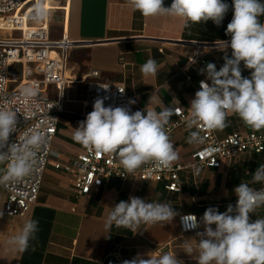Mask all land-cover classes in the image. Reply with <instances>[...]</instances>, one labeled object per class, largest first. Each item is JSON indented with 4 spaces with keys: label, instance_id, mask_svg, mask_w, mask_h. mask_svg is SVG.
I'll use <instances>...</instances> for the list:
<instances>
[{
    "label": "crops",
    "instance_id": "obj_1",
    "mask_svg": "<svg viewBox=\"0 0 264 264\" xmlns=\"http://www.w3.org/2000/svg\"><path fill=\"white\" fill-rule=\"evenodd\" d=\"M224 2L230 7L220 26L208 20L189 28L182 27V21L172 17L145 18L139 11H132L127 0H71L67 11L61 9L64 0H53V5L49 1L38 2L36 5L41 9H46L48 4L50 24L54 13H61L55 36L50 25V38L56 41L67 37L73 42L68 55V74L72 81L68 86L67 108L76 111L82 108L87 82L93 80L86 74L92 68L100 70L98 80L125 84L131 100H135L134 112L148 108L160 111L161 100L170 107H190V101L199 90L198 81L206 79L200 69L212 62L219 70L223 57L226 54L231 57L230 48L226 52L217 48L219 41H230L226 28L233 17L232 0ZM35 6L29 11L35 10ZM261 20L264 21V17ZM70 41L66 40L65 45L71 44ZM200 46L204 62L198 61L184 69ZM149 58L155 59L159 66L154 77H144L140 70ZM240 66L242 75L250 77L251 70L246 69L243 62ZM18 69L16 65L15 70ZM50 91L55 97L53 87ZM64 113L69 120L59 121L53 141L55 156L50 158L45 170L37 202L25 215L11 217L3 212L6 193L3 189L0 191V212L3 213L0 216V264H122L138 253L147 258L146 254L154 251L157 255L164 251L176 253L183 264H197L183 252V241L198 240L196 232L203 231V225L197 231L183 233L179 215L192 212L200 219L210 206L223 213L229 204L237 202L234 188L242 181H250L251 174L264 164L263 151L242 154L225 161L220 168L196 166L194 153L199 145L187 143L189 130L182 126L170 135L179 153L177 162L186 166L179 172L180 191L166 189V181L141 180L129 175L105 178L90 194L79 195L72 176L53 165L55 161L74 159L84 149L73 139V133L85 119ZM175 118L173 116L171 121ZM235 130L252 131L238 116L231 115L228 127L217 133L224 137ZM195 167L201 169L199 175L195 174ZM188 168L194 169L191 179L184 172ZM129 197L170 203L178 215L163 225L141 224L142 233L133 234L126 228L114 226L109 233L107 218L111 208ZM256 218H264V207L251 215V219ZM29 219L39 221L37 239L30 241L24 252L10 249L6 239L17 234ZM192 243L194 245L195 240Z\"/></svg>",
    "mask_w": 264,
    "mask_h": 264
},
{
    "label": "clouds",
    "instance_id": "obj_2",
    "mask_svg": "<svg viewBox=\"0 0 264 264\" xmlns=\"http://www.w3.org/2000/svg\"><path fill=\"white\" fill-rule=\"evenodd\" d=\"M132 11H139L145 18L167 16L182 21V27L213 21L220 26L229 4L224 0H172L170 7L163 0H127ZM233 17L226 28L230 41H219L218 50L231 49V57H223L224 63L217 70L209 62L200 69L206 79L199 82V90L190 101L184 123L189 130L187 143H205L204 131H223L228 127V117L238 116L245 126L253 131L264 130V0H232ZM41 6H35V20L41 19ZM191 62V61H190ZM251 70L244 77L241 63ZM144 77H154L159 66L149 58L141 65ZM123 92L124 90H120ZM37 96L32 85L20 90V97L30 103ZM106 98H96L93 110L86 119L74 128L73 139L89 152L97 155L116 156L128 174H133L145 165L169 170L179 159V153L170 136L173 116H182L180 108L163 103L160 111L154 108L132 112L130 107L105 106ZM129 105L135 100H129ZM19 111L0 105V187L9 188L21 184L37 170L42 153L48 148L47 122L38 124L22 135H17ZM195 129V130H193ZM15 135V140L12 137ZM211 151V149H209ZM201 169L195 167V174ZM261 185L260 188L252 185ZM237 202L229 204L226 211L208 207L198 220L195 215L181 217L184 231L198 229L196 239L183 241V252L194 258L197 264H264V218L251 219L257 209L264 207V164H261L251 180L241 182L234 188ZM3 213L0 212V216ZM178 215L170 203L147 202L138 197H129L111 208L107 218L111 228H126L133 234L140 225L170 223ZM213 225L215 227H213ZM39 221L27 220L21 230L6 239L7 246L15 251L28 250L30 241L37 239ZM195 240L193 245L192 241ZM137 254L122 264H183L176 253L164 251Z\"/></svg>",
    "mask_w": 264,
    "mask_h": 264
},
{
    "label": "built area",
    "instance_id": "obj_3",
    "mask_svg": "<svg viewBox=\"0 0 264 264\" xmlns=\"http://www.w3.org/2000/svg\"><path fill=\"white\" fill-rule=\"evenodd\" d=\"M48 1L51 4L53 2V0H0V23H5L4 27L0 26V105H7L20 112L17 113L18 127L21 128L18 136L38 124L47 122L50 139L49 146L42 153L38 168L31 177L9 188L0 187V191L3 189L6 193L3 212L11 217L25 215L39 198L44 173L53 153V141L60 113H73L86 119L87 114L93 110L96 98H106L105 106L130 107L134 112L133 104L128 103L131 97L125 84L98 80L100 70L97 68L90 69L86 74L87 78L93 80L87 82L82 108L79 111L67 108L68 86L72 81L68 74V55L73 42L67 37L56 41L50 38V13L46 9L43 17L35 23L32 19L35 10L29 11L38 2ZM70 2L71 0H64L61 9L67 11L66 7ZM66 40L71 44L65 45ZM200 50L201 46L190 57L184 69L198 61L204 62L205 57L200 54ZM16 65H19L18 71L15 70ZM14 71L18 72L19 76H13ZM188 78L190 79V76ZM28 85L37 89V96L30 103H25L20 97V90ZM51 87L54 89L55 97L51 95ZM177 108H180L182 116H176L170 122V135L185 126L184 117L188 114V108L181 106ZM201 134L205 137V143L199 145L194 153L195 165L199 167L220 168L225 161L233 160L242 154L264 151L262 131L235 130L224 137H220L217 131H204ZM15 138L14 135L12 139ZM53 165L72 176L74 188L79 195L90 194L93 189L103 184L105 178L112 176L127 178L129 175L141 180L166 181V189L180 191L179 172L186 168L178 162L169 170L145 165L135 173L128 174L119 164L118 157L97 155L85 148L74 159L55 161ZM187 214L195 215L199 220L195 213H181L179 215L181 231L190 233L199 230L200 228L183 230L181 217Z\"/></svg>",
    "mask_w": 264,
    "mask_h": 264
},
{
    "label": "rangeland",
    "instance_id": "obj_4",
    "mask_svg": "<svg viewBox=\"0 0 264 264\" xmlns=\"http://www.w3.org/2000/svg\"><path fill=\"white\" fill-rule=\"evenodd\" d=\"M46 5H47V8L46 9H48V4H46ZM42 12L44 14V9H42ZM34 15H35V13L32 15V17ZM60 15H61V13L56 12V13H54V16L52 17L51 24H50L51 25V33H52V36H55L54 33L56 31V24L59 23V21H60ZM33 21L35 23L37 20L33 19ZM0 26L1 27H4L5 26V23H0ZM15 73H16V71H14V74ZM59 118L63 122H68V120H69L68 119V115L66 113H60ZM53 148H54V146H53ZM54 156H55L54 154H51L50 158L51 157H54ZM184 172H185V174H186V176H187L188 179H191L194 176V169L193 168H188V169L184 170Z\"/></svg>",
    "mask_w": 264,
    "mask_h": 264
},
{
    "label": "water",
    "instance_id": "obj_5",
    "mask_svg": "<svg viewBox=\"0 0 264 264\" xmlns=\"http://www.w3.org/2000/svg\"><path fill=\"white\" fill-rule=\"evenodd\" d=\"M172 0H163V6L170 7Z\"/></svg>",
    "mask_w": 264,
    "mask_h": 264
},
{
    "label": "trees",
    "instance_id": "obj_6",
    "mask_svg": "<svg viewBox=\"0 0 264 264\" xmlns=\"http://www.w3.org/2000/svg\"><path fill=\"white\" fill-rule=\"evenodd\" d=\"M262 152H263V151H262ZM262 152H261V153H262ZM254 154H260V153H254Z\"/></svg>",
    "mask_w": 264,
    "mask_h": 264
}]
</instances>
